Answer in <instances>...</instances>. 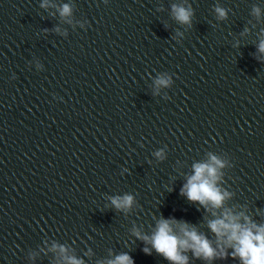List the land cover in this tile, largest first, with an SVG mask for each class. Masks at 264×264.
Segmentation results:
<instances>
[{"label": "water", "instance_id": "1", "mask_svg": "<svg viewBox=\"0 0 264 264\" xmlns=\"http://www.w3.org/2000/svg\"><path fill=\"white\" fill-rule=\"evenodd\" d=\"M262 41L228 0H0V264H245L209 224L264 228ZM161 220L214 255L157 252Z\"/></svg>", "mask_w": 264, "mask_h": 264}, {"label": "clouds", "instance_id": "2", "mask_svg": "<svg viewBox=\"0 0 264 264\" xmlns=\"http://www.w3.org/2000/svg\"><path fill=\"white\" fill-rule=\"evenodd\" d=\"M68 11L69 8L65 6L63 12L67 13ZM174 11L177 19L182 22H188L189 12L187 10L183 7L174 6ZM217 11L221 16L225 15L223 9H217ZM259 50L264 52V41L260 43ZM212 160L217 165L221 163L216 157H212ZM194 167L195 174L189 177L188 182L181 189V194L186 195L189 200L199 201L201 204L211 201L213 205L220 206L223 196L213 183L216 178L215 167L211 164H197ZM209 177L212 179H209ZM112 203L117 208L129 207L132 203V197L126 195L122 199L113 198ZM224 217V219H216L210 222L209 226L212 231L217 236L228 234V240L236 242V252L233 255L238 253L245 261V264H264V228H260L257 234L254 235L251 229L236 222L238 217L232 216L228 212H225ZM245 219L247 220V217ZM184 232L188 239L179 240L172 234L169 221L161 220L158 231L151 238V242L157 252L163 253L168 259L175 261L183 262L186 259L179 255L178 244L184 247H193L197 255L201 253L205 257H212L214 255V250L210 247L207 239L197 235L194 230L191 232L187 231L186 226ZM144 239H147V237H144ZM189 240L192 241L191 244H189ZM144 251L149 252L147 248ZM223 254L221 252V255ZM72 264H80V262L73 260ZM109 264H133V262L127 254H122L117 256L114 261H110Z\"/></svg>", "mask_w": 264, "mask_h": 264}]
</instances>
